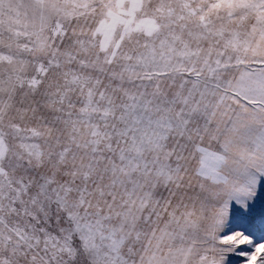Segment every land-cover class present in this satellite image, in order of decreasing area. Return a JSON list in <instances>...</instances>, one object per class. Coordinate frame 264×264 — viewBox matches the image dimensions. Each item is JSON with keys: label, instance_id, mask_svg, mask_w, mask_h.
Segmentation results:
<instances>
[{"label": "snow or ice", "instance_id": "snow-or-ice-1", "mask_svg": "<svg viewBox=\"0 0 264 264\" xmlns=\"http://www.w3.org/2000/svg\"><path fill=\"white\" fill-rule=\"evenodd\" d=\"M0 264H264V0H0Z\"/></svg>", "mask_w": 264, "mask_h": 264}]
</instances>
